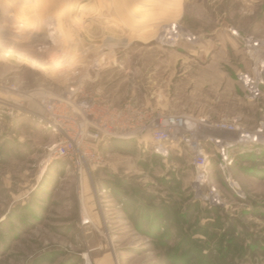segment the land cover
Segmentation results:
<instances>
[{"label":"rangeland","instance_id":"obj_1","mask_svg":"<svg viewBox=\"0 0 264 264\" xmlns=\"http://www.w3.org/2000/svg\"><path fill=\"white\" fill-rule=\"evenodd\" d=\"M6 85L31 112L32 98L72 88L184 118L200 139L256 142L235 144L225 167L205 146L204 178L180 144L166 159L108 144L104 166L78 177L48 164L55 136L39 120L3 117L0 264H185L197 252L264 264V0H0V100L19 101ZM146 198L172 207L167 243L142 235Z\"/></svg>","mask_w":264,"mask_h":264},{"label":"built area","instance_id":"obj_2","mask_svg":"<svg viewBox=\"0 0 264 264\" xmlns=\"http://www.w3.org/2000/svg\"><path fill=\"white\" fill-rule=\"evenodd\" d=\"M5 90L18 96L19 101L0 100L3 107L0 121L3 117L15 120L21 114L32 115L39 120L55 136V142L46 148L48 164L52 161L65 162L78 177L104 166L103 147L111 141L142 144L163 159L170 155L175 144L185 146L200 178L206 176L208 165L205 146L210 145L214 149L225 167L229 162L228 153L235 144L256 142V137H240L236 141L217 136L200 139L184 118L161 116L152 108H137L130 101L116 105L72 88L65 95L46 97L40 94L32 98L37 100L39 111L31 112L24 108V96L15 87L6 85ZM219 129L229 132L233 128L222 126ZM105 192V189H101L97 197H104ZM209 198L212 202L217 198L214 190ZM103 201L98 203L101 205ZM83 264L92 263L85 256Z\"/></svg>","mask_w":264,"mask_h":264},{"label":"trees","instance_id":"obj_3","mask_svg":"<svg viewBox=\"0 0 264 264\" xmlns=\"http://www.w3.org/2000/svg\"><path fill=\"white\" fill-rule=\"evenodd\" d=\"M115 143H123L122 141H111V143L109 144V146H116ZM156 156V155H155ZM158 156V155H157ZM65 162H57L55 163L57 165V169H58V173H62L64 171V168L66 165H64ZM53 165V164H52ZM52 168V167H49ZM133 200V199H132ZM147 204L149 205L151 209V211L153 213H151V216H147L146 220H141V223H149V225L153 226V232L146 234L145 232L142 233V235L147 236L151 238L152 241L154 242H169V230H165V228L163 229L162 224L165 223L164 219L162 218V211H167V213H172V207H163V206H152L153 203L150 201V199L146 198L145 199ZM131 201V200H128ZM127 201V202H128ZM123 202V201H122ZM127 202H123V205L126 206ZM155 211V212H154ZM147 212H143V215H145ZM177 213V212H173V215ZM162 231V232H161ZM185 264H210L209 261V257L206 254H203L201 252H197L194 255H191L189 257H187Z\"/></svg>","mask_w":264,"mask_h":264},{"label":"crops","instance_id":"obj_4","mask_svg":"<svg viewBox=\"0 0 264 264\" xmlns=\"http://www.w3.org/2000/svg\"><path fill=\"white\" fill-rule=\"evenodd\" d=\"M181 3H182V0H181ZM17 121V120H16ZM16 124V126L18 125V121L15 123ZM57 163V162H56ZM59 163V162H58ZM100 217H101V219H102V213H101V215H100Z\"/></svg>","mask_w":264,"mask_h":264},{"label":"bare ground","instance_id":"obj_5","mask_svg":"<svg viewBox=\"0 0 264 264\" xmlns=\"http://www.w3.org/2000/svg\"><path fill=\"white\" fill-rule=\"evenodd\" d=\"M130 42H131V41H127L128 44H130ZM106 43H107V42H106ZM106 43H105V44H106ZM94 45H95V44H94ZM106 46H107V45H106Z\"/></svg>","mask_w":264,"mask_h":264}]
</instances>
